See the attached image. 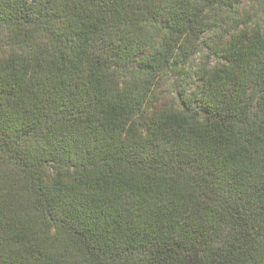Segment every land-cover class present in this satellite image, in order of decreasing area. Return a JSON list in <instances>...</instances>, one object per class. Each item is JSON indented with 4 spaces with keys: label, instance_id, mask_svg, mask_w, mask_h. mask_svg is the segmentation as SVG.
<instances>
[{
    "label": "trees",
    "instance_id": "trees-1",
    "mask_svg": "<svg viewBox=\"0 0 264 264\" xmlns=\"http://www.w3.org/2000/svg\"><path fill=\"white\" fill-rule=\"evenodd\" d=\"M241 3L0 0V264H264V30Z\"/></svg>",
    "mask_w": 264,
    "mask_h": 264
},
{
    "label": "rangeland",
    "instance_id": "rangeland-1",
    "mask_svg": "<svg viewBox=\"0 0 264 264\" xmlns=\"http://www.w3.org/2000/svg\"><path fill=\"white\" fill-rule=\"evenodd\" d=\"M239 10L248 26H260L264 30V0H242ZM199 58L200 55H197L187 66L168 75L163 86L164 96L176 97L183 89L192 91L197 84L195 73L200 64Z\"/></svg>",
    "mask_w": 264,
    "mask_h": 264
}]
</instances>
